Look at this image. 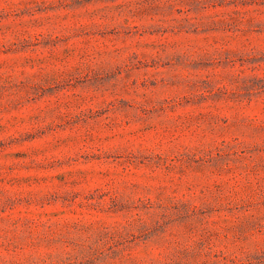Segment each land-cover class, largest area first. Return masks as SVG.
<instances>
[{
  "label": "rangeland",
  "instance_id": "374dc122",
  "mask_svg": "<svg viewBox=\"0 0 264 264\" xmlns=\"http://www.w3.org/2000/svg\"><path fill=\"white\" fill-rule=\"evenodd\" d=\"M0 264H264V0H0Z\"/></svg>",
  "mask_w": 264,
  "mask_h": 264
}]
</instances>
